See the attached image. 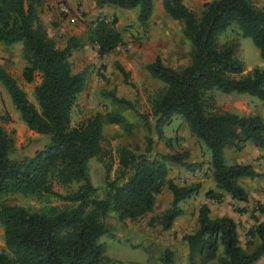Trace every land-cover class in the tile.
Segmentation results:
<instances>
[{
	"label": "trees",
	"instance_id": "16d2710c",
	"mask_svg": "<svg viewBox=\"0 0 264 264\" xmlns=\"http://www.w3.org/2000/svg\"><path fill=\"white\" fill-rule=\"evenodd\" d=\"M39 0H0V44L19 43L25 65L21 77L32 87L31 102L15 79L0 68V82L24 125L36 133L50 134L48 143L18 159L10 157L12 138L0 125V197L10 192L22 195L52 196L61 202L47 210L29 211L18 205H0V225L6 251H0V264H103L100 236L107 233L101 221L107 211L117 219L134 220L150 211L155 196L165 186L170 194L169 207L161 215L162 229H168L181 214L178 203L196 192V185L178 186L166 177L167 162L191 168L174 154L146 156L125 146L115 150L117 168L109 177L111 164L105 160L110 152L102 146L103 125L116 124L125 132L133 125L118 110L96 112L77 125H71L70 112L85 85V72H74L69 57L78 48L77 38L69 36L62 47L55 46L47 36L39 18ZM162 9L180 23L182 36L189 42L188 62L170 67L155 55L144 68L163 86L150 97L149 121L156 137L163 139V126L173 115L184 120L190 134L209 150L208 163L214 186L206 198L219 201L221 193L231 199L246 201V190L237 178L261 176L250 164H226L223 149L240 150L246 142L264 149V121L258 114L240 115L218 111L212 91L225 94H246L256 97L264 108V65L254 66L244 74L242 62L236 57V42H217V35L234 24L242 37H249L264 64V8L251 0H210L204 2L198 15L183 0H162ZM95 5H113L123 9L136 8L135 19L143 28L152 13V0H95ZM87 41L103 57L121 44V33L102 17L90 23ZM115 67L126 79L128 73ZM103 95L117 107H132V102L115 95ZM135 111V110H134ZM137 114V111H135ZM146 149L152 139L145 137ZM102 160L104 196H96L97 188L88 173V162ZM53 183L77 187L69 192H57ZM197 228L183 235L187 246V262L215 264H252L264 252V219L245 231L248 239H257L251 251L239 246L235 221L228 216L209 215L208 206L199 205ZM221 254L218 255V249ZM163 264L172 262V252L165 249L158 256Z\"/></svg>",
	"mask_w": 264,
	"mask_h": 264
},
{
	"label": "rangeland",
	"instance_id": "374dc122",
	"mask_svg": "<svg viewBox=\"0 0 264 264\" xmlns=\"http://www.w3.org/2000/svg\"><path fill=\"white\" fill-rule=\"evenodd\" d=\"M38 18L47 34L57 47H62L69 36L77 38L79 46L71 52L69 57L72 71L85 72V85L78 94L70 112L71 125H77L88 116L96 112L118 110L125 119L132 123L130 132H125L116 124L103 125L102 146L110 152L107 160L111 164L109 177L115 176L117 159L115 150L122 145L136 154L153 155L174 154L187 164H196L188 169L179 163L167 162L166 177L178 186L196 185V192L180 201L178 206L181 214L174 218L168 229L161 227V215L169 207L171 194L163 186L155 196L150 209L134 220L117 219L112 211L101 216V221L107 233L100 236L98 241L104 245V255L109 261L103 264H163L158 256L165 249L172 252L170 264H190L187 262V246L183 235L193 232L197 228L196 213L199 205L205 204L209 208V215L236 217V231L239 246L244 251H251L257 239H248L246 229L254 223L264 219V177L249 179L237 178L236 182L249 192L243 205L235 203L227 194L221 193L219 201L206 198L209 189L216 192L208 163L209 150L196 140L189 132L184 120L179 115H173L163 126V139H158L149 121L140 117L138 113L150 117V97L163 86V83L149 76L144 64L152 61L155 55L170 67H181L188 62L189 42L180 30V23L169 18L162 9V0H152V13L147 27L140 26L136 19V8L123 9L115 7L108 11L91 12L92 0H39ZM210 0H183V3L196 15L199 14L204 2ZM254 6L264 8V0H251ZM65 8L60 10V6ZM85 6V7H84ZM102 17L111 22L115 18V26L121 33V44L113 51L98 57L96 47L87 41V30L96 18ZM217 42H236V57L242 62L244 74L254 66H263L258 50L249 37H242L234 24L229 25L217 35ZM118 63L127 73L123 79L115 67ZM25 65L20 56V45L0 44V68L9 73L18 86L25 92L26 97L35 103L32 87L37 82L26 83L21 77V70ZM114 91L115 95L132 102V107H117L112 104L103 92ZM215 106L218 111H229L240 115L258 114L264 121V108L259 99L246 94H225L213 90ZM0 125L12 138L10 157L18 159L23 155H30L50 139V134L36 133L29 130L19 118L18 111L12 105L8 94L0 82ZM145 137L152 139L150 150L146 149ZM253 146L246 142L240 150L233 147L223 149L226 164H250L261 158L254 159ZM264 150V149H263ZM250 159V160H249ZM254 159V160H253ZM102 160L92 158L88 162V173L92 184L97 188L96 196L102 198L104 184ZM77 183L59 185L53 183L57 192L75 190ZM259 194L260 197H257ZM254 195V196H253ZM18 205L29 211H46L48 206H60L61 202L52 196L22 195L10 192L0 197V205ZM242 213H245V218ZM244 218V219H243ZM250 219V223L246 221ZM2 226L0 225V251H6L3 244ZM221 248L218 249V255ZM216 261L196 262L194 264H215ZM252 264H264V252Z\"/></svg>",
	"mask_w": 264,
	"mask_h": 264
},
{
	"label": "crops",
	"instance_id": "0c3cea01",
	"mask_svg": "<svg viewBox=\"0 0 264 264\" xmlns=\"http://www.w3.org/2000/svg\"><path fill=\"white\" fill-rule=\"evenodd\" d=\"M69 4H72L73 3V1H71V0H66ZM92 3H93V6L95 5V0H92ZM85 7V6H84ZM110 9H116L115 8V6H113V5H102V6H97V5H95V8L91 11V12H98V11H103V12H105V11H108V10H110ZM147 23H149V21H147ZM244 72V71H243ZM239 95H241V94H239ZM253 153H254V159H257V156L258 155H260V154H264V150L263 149H261V148H256V147H254L253 146ZM253 159V160H254ZM250 160V159H249ZM258 161H256L255 163H252V168L256 171V172H258V173H260L261 174V176L262 177H264V162H262V159L261 158H259V159H257ZM261 176H259V177H257V178H261ZM246 193L247 194H249V192L246 190ZM256 195H258L257 197H260L259 196V194H256ZM254 196V195H253ZM249 197L250 196H248L247 197V199H249ZM204 203H206V202H204ZM235 203L236 204H238V205H243V203L241 202V201H238V200H235ZM243 214V216H244V218H245V213H242ZM230 218H232L234 221H236V217H234V216H229ZM243 218V219H244ZM251 222V220L250 219H248L247 221H246V223H250Z\"/></svg>",
	"mask_w": 264,
	"mask_h": 264
},
{
	"label": "built area",
	"instance_id": "2783aa9c",
	"mask_svg": "<svg viewBox=\"0 0 264 264\" xmlns=\"http://www.w3.org/2000/svg\"><path fill=\"white\" fill-rule=\"evenodd\" d=\"M60 10H61V11H64L65 8L61 5V6H60Z\"/></svg>",
	"mask_w": 264,
	"mask_h": 264
}]
</instances>
